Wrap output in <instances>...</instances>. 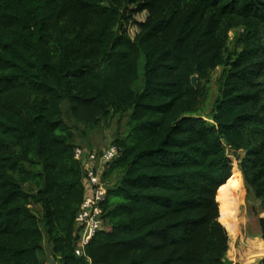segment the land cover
<instances>
[{
    "label": "trees",
    "instance_id": "obj_1",
    "mask_svg": "<svg viewBox=\"0 0 264 264\" xmlns=\"http://www.w3.org/2000/svg\"><path fill=\"white\" fill-rule=\"evenodd\" d=\"M64 104L88 130L126 117L81 255ZM226 148L264 212V0H0V264H231Z\"/></svg>",
    "mask_w": 264,
    "mask_h": 264
},
{
    "label": "rangeland",
    "instance_id": "obj_2",
    "mask_svg": "<svg viewBox=\"0 0 264 264\" xmlns=\"http://www.w3.org/2000/svg\"><path fill=\"white\" fill-rule=\"evenodd\" d=\"M134 18L139 20L143 18V15L139 13L136 14ZM131 30H134V26H131ZM232 36L233 32L231 31L230 37ZM220 71L221 67H217L212 71L211 91L209 96L203 100L201 104L203 115L208 114L211 110L217 88V77ZM66 108L67 106L64 104V119L69 126L73 127L75 140L82 146L90 149H99L110 142L116 134L121 135L124 132L126 117L121 119H117V117L114 118L112 122H110L108 129H105L102 125L94 130H88L81 124L76 123L75 120L69 116ZM226 152L231 160L232 173H234L235 169L240 173V177H236L231 182L232 188L230 191L229 203L225 209L221 208V214L226 218L229 224V240L226 258L231 264H259L264 254L262 255V250L260 253L261 238L258 219L264 215V212L261 209L260 200L256 198L247 187L238 168V158L240 159L243 156V151H234L230 148H226ZM117 180L118 176L112 174L105 181L108 186H113ZM33 208L37 213H40L39 206L34 205ZM257 240L260 241L255 244ZM44 243L46 250H48L49 245L46 239H44Z\"/></svg>",
    "mask_w": 264,
    "mask_h": 264
},
{
    "label": "built area",
    "instance_id": "obj_3",
    "mask_svg": "<svg viewBox=\"0 0 264 264\" xmlns=\"http://www.w3.org/2000/svg\"><path fill=\"white\" fill-rule=\"evenodd\" d=\"M119 151L120 148L111 142L99 149L74 147V157L80 162L84 185V196L74 225L76 255L84 253L85 245L95 232L105 225L102 203L107 191V182L103 174L110 162L119 155Z\"/></svg>",
    "mask_w": 264,
    "mask_h": 264
},
{
    "label": "bare ground",
    "instance_id": "obj_4",
    "mask_svg": "<svg viewBox=\"0 0 264 264\" xmlns=\"http://www.w3.org/2000/svg\"><path fill=\"white\" fill-rule=\"evenodd\" d=\"M236 177H240V173L237 169L234 170V173H233V179L232 181L236 178ZM231 181V182H232ZM228 183V184H224L220 187L219 189V196H220V199L222 201V206L221 208L222 209H225V207L227 206V204L229 203V200H230V191H231V186H232V183ZM256 242V241H255ZM259 243V240H257V242L255 244Z\"/></svg>",
    "mask_w": 264,
    "mask_h": 264
},
{
    "label": "water",
    "instance_id": "obj_5",
    "mask_svg": "<svg viewBox=\"0 0 264 264\" xmlns=\"http://www.w3.org/2000/svg\"><path fill=\"white\" fill-rule=\"evenodd\" d=\"M191 84H192V86H194V87L197 86V76H196V75H192V76H191Z\"/></svg>",
    "mask_w": 264,
    "mask_h": 264
},
{
    "label": "crops",
    "instance_id": "obj_6",
    "mask_svg": "<svg viewBox=\"0 0 264 264\" xmlns=\"http://www.w3.org/2000/svg\"><path fill=\"white\" fill-rule=\"evenodd\" d=\"M77 146H81V147H83V148H85L86 150H89L90 148H87V147H85V146H82L80 143H77ZM93 149V148H92ZM98 149V148H97Z\"/></svg>",
    "mask_w": 264,
    "mask_h": 264
}]
</instances>
